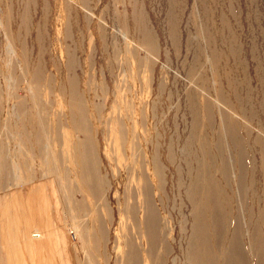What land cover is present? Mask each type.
I'll list each match as a JSON object with an SVG mask.
<instances>
[{
	"label": "rangeland",
	"instance_id": "1",
	"mask_svg": "<svg viewBox=\"0 0 264 264\" xmlns=\"http://www.w3.org/2000/svg\"><path fill=\"white\" fill-rule=\"evenodd\" d=\"M0 103V264H264V0H0Z\"/></svg>",
	"mask_w": 264,
	"mask_h": 264
},
{
	"label": "bare ground",
	"instance_id": "2",
	"mask_svg": "<svg viewBox=\"0 0 264 264\" xmlns=\"http://www.w3.org/2000/svg\"><path fill=\"white\" fill-rule=\"evenodd\" d=\"M13 52V51H11ZM72 67V66H71ZM74 68V67H73ZM39 72V71H37ZM71 72V71H70ZM40 73V72H39ZM37 75H32L29 79L30 81V84L32 86H37V93H40L42 92V88H48L49 89V86H48V83L47 81L48 80H45L44 81V78H39V77H36ZM39 76V75H38ZM75 79V78H74ZM28 81V82H29ZM35 94V93H34ZM33 97V95H32ZM31 97V98H32ZM72 98H75L76 96L74 95V93H72L71 95ZM34 99V97H33ZM36 99V98H35ZM34 99V100H35ZM35 102V101H34ZM32 101V112L30 114V118H28V120L30 121L31 120V129L32 130V137L34 139L35 142L38 143V145L36 146H40V148H38L37 150L40 149L39 151V154L41 155V160H42V163H44V166H46V169L47 168H50L48 165H50L49 163V159L47 161V159L44 158V155H43V151L41 149V145H40V142H44V137H45V134H46V115H47V108L45 109L44 106L42 105V102H37L38 104L35 105ZM1 105V103H0ZM67 105V104H66ZM70 105V119H71V122H70V125H71V129L73 130H77V128H81L83 127L84 128V120H81L79 121L78 118L79 117H83V116H80L78 115L77 117V113H79V110H81L79 108L78 112H77V102L76 101H71L69 103ZM15 106V105H14ZM16 107L17 109H15L14 107V110H16L19 114H21L22 116L24 115L23 113V105H21V103H17L16 104ZM65 107V106H64ZM0 109H1V106H0ZM23 109V110H22ZM3 111V110H2ZM3 113V112H2ZM1 115V114H0ZM20 116V115H19ZM1 118V117H0ZM23 120H25L23 117L22 118H17L13 123H16V125L18 126V128H20V140L21 142H29L28 139H27V130H26V127H24V122H22ZM19 123V124H18ZM24 123V124H23ZM29 124V123H28ZM58 126H62L61 124H57ZM30 128V126H29ZM30 132V131H29ZM29 144V143H28ZM31 144V143H30ZM42 144V143H41ZM86 144V143H85ZM93 144V143H92ZM92 144H86L84 145V147L78 145L76 146V149L75 152H74V155L76 154V159L80 160V163H79V169L82 173V179L85 181V182H90L91 178H88V175L87 173L89 172V166L91 165L89 162L90 160L93 158V150L91 149L92 148ZM24 145V144H23ZM26 145V144H25ZM42 145H45L44 143ZM94 145V144H93ZM2 146V145H1ZM22 146V145H21ZM31 145H29V148H30ZM89 146L90 149L87 147ZM23 147V146H22ZM28 147V146H27ZM94 147V146H93ZM206 147V146H205ZM36 148V147H35ZM203 148V147H202ZM28 149V148H27ZM44 149V148H43ZM31 150V149H30ZM205 150V151H204ZM27 151V150H26ZM31 152V151H30ZM1 153V152H0ZM203 156H204V165L206 166V159L207 158H210V154L209 152L207 151V149L203 148ZM30 154V153H29ZM47 154V153H46ZM43 155V156H42ZM27 156V155H26ZM31 156V155H30ZM46 156V155H45ZM1 157V156H0ZM29 157V156H28ZM29 159V158H28ZM30 160V159H29ZM40 160V161H41ZM202 160V159H201ZM95 161V160H94ZM51 162V161H50ZM79 162V161H78ZM92 162V161H91ZM209 162V161H208ZM75 163V162H74ZM93 163V162H92ZM203 163V162H202ZM94 164V163H93ZM23 166H27L26 163L23 164ZM95 166V165H94ZM92 167V166H90ZM31 168V167H30ZM223 169V167H221ZM52 170V169H51ZM203 170V169H202ZM200 170V173L201 171ZM225 170V169H224ZM48 171V169H47ZM94 172V171H93ZM92 172V173H93ZM199 172V171H198ZM221 172V170H220ZM33 173V172H32ZM60 173V172H59ZM65 174V173H64ZM94 174V173H93ZM226 173H223L224 175V178H226ZM90 175V173H89ZM201 175V174H199ZM66 176V175H64ZM63 176V177H64ZM7 178H8V175H7V162L3 159L0 158V191H2L3 189V186H1L4 181L6 180L7 181ZM68 178V177H66ZM67 180V179H66ZM198 179L197 178H193V182H192V185L193 187H198V184H196V181ZM200 180V179H199ZM11 181V180H10ZM199 182V181H197ZM8 183V182H7ZM84 183V182H83ZM18 184V183H17ZM67 185V184H66ZM202 186L204 187V199H203V206H204V211L201 212L200 210V217L197 219V229L195 230L196 232V237H199L201 235H203V226H204V223L206 220V218L208 219V221L210 220V218L212 217L213 215V210L214 208H212V203L214 202V204L216 205H220L221 203L223 204V202L225 201V199H223V194L218 192L216 193L215 195L213 194H208L207 191L208 190H211V191H215L217 188L216 186L212 183V180L211 178L207 175L206 171H205V175L203 176L202 178ZM17 187V186H16ZM96 188V187H95ZM194 191V190H193ZM200 192V191H199ZM193 193V192H191ZM200 198V196H199ZM65 201V200H64ZM66 202V201H65ZM219 202V203H218ZM199 204V203H198ZM201 204H200V208H201ZM199 210V209H198ZM198 213V212H197ZM196 213V214H197ZM206 213L208 215H206ZM150 214L154 217L153 213L150 211ZM198 215V214H197ZM206 215V217H205ZM150 217V216H149ZM214 220V219H213ZM152 230V229H151ZM150 233V232H149ZM205 233V232H204ZM214 234V233H213ZM205 235V234H204ZM214 237V236H213ZM203 238V237H202ZM98 244V243H97ZM203 244V243H202ZM205 245V244H204ZM207 246V245H206ZM198 248V246H197ZM206 248V247H205ZM199 249V248H198ZM197 249V250H198ZM196 250V248H195ZM195 252V251H194ZM191 257H193V259L191 261L195 262L196 264H212L211 260H210V256H208V251H206L204 248L200 249V251L198 253H194V255H192ZM130 261V260H129Z\"/></svg>",
	"mask_w": 264,
	"mask_h": 264
}]
</instances>
